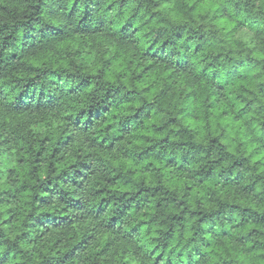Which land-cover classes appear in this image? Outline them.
<instances>
[{"label":"trees","instance_id":"16d2710c","mask_svg":"<svg viewBox=\"0 0 264 264\" xmlns=\"http://www.w3.org/2000/svg\"><path fill=\"white\" fill-rule=\"evenodd\" d=\"M0 264H264V0H0Z\"/></svg>","mask_w":264,"mask_h":264}]
</instances>
